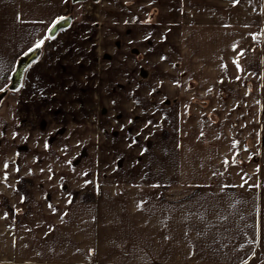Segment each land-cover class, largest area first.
I'll use <instances>...</instances> for the list:
<instances>
[{"label": "crops", "instance_id": "obj_1", "mask_svg": "<svg viewBox=\"0 0 264 264\" xmlns=\"http://www.w3.org/2000/svg\"><path fill=\"white\" fill-rule=\"evenodd\" d=\"M211 1L199 17L195 0H0V264H264V85H235L243 69L264 74L262 13L259 0L249 15L243 0ZM78 12L94 23H74ZM60 17L70 25L50 38ZM85 26L95 27L85 45L112 55L105 78L120 84L110 127H131L110 173L91 153L77 164L71 134L41 151L22 129L17 91L33 92L22 86L33 62L11 87L38 41L58 46ZM260 29L262 50L243 44Z\"/></svg>", "mask_w": 264, "mask_h": 264}, {"label": "rangeland", "instance_id": "obj_2", "mask_svg": "<svg viewBox=\"0 0 264 264\" xmlns=\"http://www.w3.org/2000/svg\"><path fill=\"white\" fill-rule=\"evenodd\" d=\"M93 1L91 0V2ZM206 3L218 7V4L211 0H195L196 5L194 8L198 13L193 16L203 17L205 11L202 13V8ZM180 6L191 7L190 4L186 3L180 4ZM229 6L227 5L226 8H229ZM253 6L254 4L251 6V0H243L244 15H249ZM255 6L262 13H259L260 23H264V0H259V3ZM187 12L191 13V11ZM79 13L72 16L74 23H94L91 20L88 21V19H91V15L82 16ZM98 22L99 25L102 23ZM94 28L85 26V28H81L82 30H78L79 32L70 29L66 31L63 37L55 42L53 41V44L58 46H45V43L47 45L52 42L48 36H45L43 38L44 43L39 48H34L37 51V59L32 61L31 67H28L30 72L26 74L22 84L24 88H29V90L32 88L33 92H27L28 89L17 91L18 118L19 120L26 118L29 121L28 127L23 126L22 129L25 131L26 129L32 131L33 129L36 134L35 147L39 150L58 151L63 149L64 144L60 140L67 132L71 134L72 140L69 152H82L81 156H78L79 154L73 155L78 157L77 164L80 161L85 164L88 161L89 153H91L94 157L92 166L100 169L106 168L107 170V168H110V162H112L110 154L116 147L115 141L118 140L122 143L127 136L123 134H126V132L130 134L131 127L125 131H121L119 127H110V85L120 84L116 80L113 81V79L110 84V77L105 78L106 73L103 69L106 67L105 64L112 59V55L106 53L104 56L102 51H96V46L90 48L84 43L86 37L87 40L91 39L92 32L90 30ZM261 32L260 29L257 38L252 40L251 31L247 30L244 32L243 44L247 43L255 49L262 50ZM76 35H82V37L76 38ZM76 46H82L87 55H84V53L77 54V51L73 53L74 50H77ZM60 47L64 48L63 52L59 50ZM60 52L62 57L59 55ZM112 69L116 70V67ZM115 74L119 73L116 72ZM236 76V86L261 88L264 85L262 70L259 73H252L250 69H243L242 74L238 73ZM45 80H50L49 84ZM233 80V78L228 79V81ZM229 83H227V86L230 85ZM119 112L120 115H118ZM114 113L117 116L112 117L120 119L124 112L117 111ZM259 124V155L262 163H264V110L259 114ZM19 129L21 130V128ZM81 132L82 136H80ZM90 140L93 142H89ZM89 164L88 161L87 165Z\"/></svg>", "mask_w": 264, "mask_h": 264}, {"label": "water", "instance_id": "obj_3", "mask_svg": "<svg viewBox=\"0 0 264 264\" xmlns=\"http://www.w3.org/2000/svg\"><path fill=\"white\" fill-rule=\"evenodd\" d=\"M70 25V18H66L64 20H61L59 24H57L55 27H51L52 31L48 32V36L50 38L54 37L57 32L61 29L67 28ZM37 57V51L32 50L25 54L18 62L16 70L12 76V88L15 89L17 88L21 81H22V76L26 68L34 61Z\"/></svg>", "mask_w": 264, "mask_h": 264}, {"label": "snow or ice", "instance_id": "obj_4", "mask_svg": "<svg viewBox=\"0 0 264 264\" xmlns=\"http://www.w3.org/2000/svg\"><path fill=\"white\" fill-rule=\"evenodd\" d=\"M66 19L65 17H60L59 19H57L56 21L53 22V26L52 27H55L57 24L60 23L61 20H64ZM52 31V28H49V32ZM44 43L43 40H40L37 42V44L35 45L36 48H39L42 44ZM29 51H32V49H29ZM0 91H3V89H0ZM5 167H7V165H5ZM6 179V177H5Z\"/></svg>", "mask_w": 264, "mask_h": 264}]
</instances>
